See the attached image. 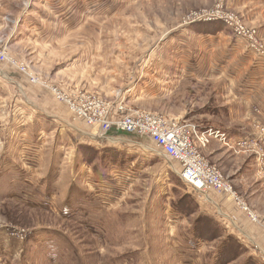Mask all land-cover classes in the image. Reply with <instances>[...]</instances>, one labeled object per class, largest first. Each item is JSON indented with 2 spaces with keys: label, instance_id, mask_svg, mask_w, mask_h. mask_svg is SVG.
<instances>
[{
  "label": "rangeland",
  "instance_id": "obj_1",
  "mask_svg": "<svg viewBox=\"0 0 264 264\" xmlns=\"http://www.w3.org/2000/svg\"><path fill=\"white\" fill-rule=\"evenodd\" d=\"M37 1L18 0L13 8L28 11ZM236 3L109 0L108 16L93 12L86 18L75 37V51L46 61V72L38 67L41 62L19 50L22 45L9 43L19 28L18 13L2 17L8 26L0 28V50L7 54L0 60V264H264V172L260 169L264 124L255 118L243 123L230 120L227 106L232 99L223 91L217 95L212 83L183 79L175 84L174 92L155 101L147 98L146 90L140 91L142 84L157 82L154 75L164 77L160 48L170 40L173 45L179 31L199 26L208 31L229 29L236 35L224 22L226 17L252 36L236 35L246 49L264 59L248 44L264 49V0L245 7ZM12 24L16 29L11 31ZM80 48L110 49L104 55L109 67H117L107 68L105 74H97L98 67L83 74L92 89L74 86L59 75L63 60L72 52L79 53ZM58 61L63 63L58 65ZM6 77L13 78V83L23 82L24 91L32 97L48 95L68 114L70 104L83 103L73 96L86 92L83 94L108 104L121 100L132 110L156 113L202 130L225 128L233 136L235 128L250 129L249 137L256 140L247 148L233 144L236 138L228 135L226 143L208 136L196 147L256 214L257 222L237 207L233 211L242 214L244 221H237L239 228L229 222L213 204L224 196L212 192L208 194L211 200L193 191L179 178L178 165L158 155L147 137L130 134L127 138L136 144L127 145L118 162H107L95 144L91 145V158L95 157L91 161L82 159L78 149L73 153L67 147L65 151L69 139L58 131L68 132L65 126L76 121L70 116L62 125L43 117L21 99ZM108 83L115 87L111 93L96 89ZM128 84L138 85L132 91L133 95L139 93L137 99L136 95L128 97L127 91L125 94ZM57 92L65 95L66 101L56 99ZM28 102L39 105L31 99ZM250 111L259 114L260 108ZM99 133L97 130L101 136ZM116 155L117 160L118 150ZM59 191L56 207L53 194Z\"/></svg>",
  "mask_w": 264,
  "mask_h": 264
},
{
  "label": "crops",
  "instance_id": "obj_2",
  "mask_svg": "<svg viewBox=\"0 0 264 264\" xmlns=\"http://www.w3.org/2000/svg\"><path fill=\"white\" fill-rule=\"evenodd\" d=\"M235 1L237 2L236 4L239 3L241 7L252 6L254 4L251 3H256V0ZM37 2L36 6H32L28 11L27 9L20 10V8L18 9L20 11H18L16 8H13L14 5H18V0H0V28L2 27L1 25L8 26V23H6L2 17L5 19V17L18 13L19 16H17V19H21L19 28H17L14 35L12 34L13 39L9 43H11V45L12 43L22 45L19 50L23 53L28 52V54H31V58L35 61L37 60V63L41 62L38 67L45 69L43 72L48 70V63L46 61L52 62L55 58L62 57L61 55H63L65 51H75V37L81 32L82 29L80 27L84 24L86 18H90L93 12H97L99 15L103 14L104 17L108 16L109 0H79V4H76L75 0H64L63 3H60L61 5H67V7L57 6L60 5L59 0H38ZM231 2L232 0H229V3ZM14 29H16V25L12 24L10 30L12 31ZM192 29L193 31H179L175 37L174 46L171 45L170 40V42L164 44V48H160L163 50V61L160 62V68L164 69V77L161 78V74L158 78L154 75V79H158L157 82L146 83L147 86L142 84L140 91L146 90V94L148 95L147 98L155 101L163 96V94L167 95L174 92L175 84L177 83L178 85L183 79L199 83L202 82V84H205V82L212 83L215 85V89H217V95L218 91L219 96L220 92L223 91L232 99V102L227 106L230 120L236 123H243L247 120L249 121L251 118H255L264 124V59L257 57L251 50L249 51L246 49L242 39L234 35L230 32L231 30L229 31L226 27V30L219 31H208L199 26H193ZM23 46L34 48H22ZM80 49L81 51L79 53L72 52L68 57H64V65L62 66L63 72L59 74L61 75L60 77L70 80L74 86L79 87V85H81L82 88L84 86L89 89L94 88L93 85L90 86L85 84L84 78H86V76L83 75H87V71L93 68L97 69L98 67L100 69L97 74H105L107 68L117 69L114 65H110L109 67L108 58L104 55L106 52L111 51L110 49ZM172 55L175 56V60L171 59L173 57ZM44 56L46 59L40 61L39 57L42 58ZM63 62L58 61L56 63L60 65ZM63 67H66V69L64 70ZM56 68L58 69L61 67L58 66ZM6 78L9 83L17 87L21 94V99L27 105L43 114V117H51V121L62 124L64 123L63 120L72 116L70 113L68 114V112H66V109L62 105L52 102L48 95L38 94L32 97L24 91L23 82H21V84L13 83V78ZM163 80L164 82H162ZM219 85L220 88L217 87ZM161 87L163 88L162 92ZM104 88L103 85L100 84L96 89H98V91L104 90L106 93H111L115 87L113 84L108 83ZM137 88H139L138 85L133 87L128 84L125 89V94L127 91L128 97L132 98L136 95L135 99H137L140 96L139 93L136 91L134 95L132 94V91ZM27 96L39 105L35 106L31 102L29 103L28 101L30 99H28ZM253 107H255L257 111L258 108H260L259 114L250 111V108ZM70 120H72V118H70ZM201 127L206 126L204 125ZM65 128H68V132L66 130L58 131L60 134H65L70 142V145L68 144L66 148H63H65V151H68L67 147H69L73 153L80 144L86 145L88 143L89 146L95 144V148L101 151L108 147L118 150L121 157L118 158V162L119 160L122 161L124 148H127L129 144H136V142L130 141L127 138L130 134L121 133L114 129H111L104 135L99 133L103 137L98 136L97 129L86 126L80 121L76 123L73 122L65 126ZM217 130L226 134V136L228 135L231 139L252 136L251 130L247 128H235L232 134L233 136L229 135L230 129L217 128ZM73 138H75V140ZM158 155L160 154L158 153ZM62 156L61 160L65 159L64 154ZM57 172L59 173V170ZM53 195L56 199L55 205L59 207L58 204L61 199V191ZM216 201L218 204H216L217 208L219 207L222 216H225L229 222L231 221L232 224L234 222L238 227L239 224H237V221H244L242 214L236 215V212L233 211L234 206L231 203L224 201L221 197L219 199L217 198ZM232 211L235 213V217L232 215L233 219H231ZM245 227L249 229L251 225L248 227V224H246Z\"/></svg>",
  "mask_w": 264,
  "mask_h": 264
},
{
  "label": "built area",
  "instance_id": "obj_3",
  "mask_svg": "<svg viewBox=\"0 0 264 264\" xmlns=\"http://www.w3.org/2000/svg\"><path fill=\"white\" fill-rule=\"evenodd\" d=\"M224 22L231 26L236 35L252 37L231 17H226ZM248 44L251 49L264 57L263 48H258L251 42ZM5 55L7 56L0 50V60ZM8 59L10 60V58ZM25 74L29 75L28 72ZM83 93L80 92L73 96L77 99L80 97L83 103L70 104L69 110L72 114V121H82L86 126L94 127L103 135L114 129L121 133L147 137L161 156L178 165L177 174L179 178L193 191L200 192L205 197L212 192L219 193L224 196V201L233 203V206L245 213L252 222H257L256 214L243 200L239 199L231 185L226 183L221 174L206 162L196 147L199 141L203 143L208 136L226 143L229 140L224 133L212 128L202 130L203 128L200 129L195 125L182 124L179 120H173L156 113L132 110L121 100L108 104L100 98ZM56 94L58 95L56 99L66 101L65 95L60 92ZM196 132L198 135H193ZM254 140H256L254 137H238L232 143L247 148L251 142L255 143ZM260 164H262L260 169L264 172L263 154L260 157ZM213 203L215 202L213 201Z\"/></svg>",
  "mask_w": 264,
  "mask_h": 264
},
{
  "label": "trees",
  "instance_id": "obj_4",
  "mask_svg": "<svg viewBox=\"0 0 264 264\" xmlns=\"http://www.w3.org/2000/svg\"><path fill=\"white\" fill-rule=\"evenodd\" d=\"M77 149L80 152L82 159H84L86 161H88V160L91 161L92 159L95 158V157L91 158L93 156V153H94V149L91 148V146H88L85 144H80ZM101 153L105 154V156L107 158V159L106 158L105 159L107 160V162H112V161L117 162V160H118V159L116 160L115 156H117V155L119 156V154L116 155V150L114 148H106V149L102 150ZM102 156H104V155L102 154ZM119 161H121V160H119Z\"/></svg>",
  "mask_w": 264,
  "mask_h": 264
},
{
  "label": "bare ground",
  "instance_id": "obj_5",
  "mask_svg": "<svg viewBox=\"0 0 264 264\" xmlns=\"http://www.w3.org/2000/svg\"><path fill=\"white\" fill-rule=\"evenodd\" d=\"M208 197V196H207ZM209 198H211L212 199V197L211 196H209ZM216 202V204H217V201H215ZM218 205V204H217Z\"/></svg>",
  "mask_w": 264,
  "mask_h": 264
}]
</instances>
